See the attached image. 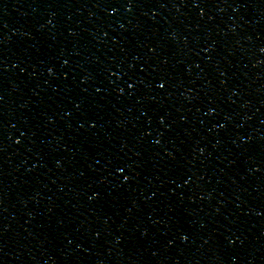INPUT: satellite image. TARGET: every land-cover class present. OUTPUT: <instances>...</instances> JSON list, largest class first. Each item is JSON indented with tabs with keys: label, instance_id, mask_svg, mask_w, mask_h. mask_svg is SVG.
<instances>
[{
	"label": "water",
	"instance_id": "95a60500",
	"mask_svg": "<svg viewBox=\"0 0 264 264\" xmlns=\"http://www.w3.org/2000/svg\"><path fill=\"white\" fill-rule=\"evenodd\" d=\"M66 264H264V0H176Z\"/></svg>",
	"mask_w": 264,
	"mask_h": 264
}]
</instances>
